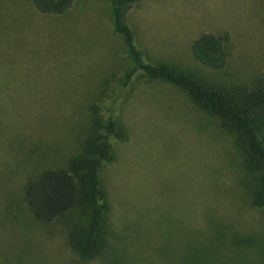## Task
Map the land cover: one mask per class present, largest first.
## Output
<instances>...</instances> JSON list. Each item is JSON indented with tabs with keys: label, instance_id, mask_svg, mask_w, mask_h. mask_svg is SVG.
Segmentation results:
<instances>
[{
	"label": "rangeland",
	"instance_id": "rangeland-1",
	"mask_svg": "<svg viewBox=\"0 0 264 264\" xmlns=\"http://www.w3.org/2000/svg\"><path fill=\"white\" fill-rule=\"evenodd\" d=\"M109 12L107 0H74L59 14L0 0V264H195L210 247L221 264H234L238 252L244 264H264V212L238 193L233 137L176 87L141 76L120 105L128 137L100 172L111 248L83 260L60 221L40 223L28 212L26 179L74 153L89 105L107 112L115 104L98 100L104 80L117 82L131 65ZM127 20L147 61L222 85L264 71V0H140ZM222 30L230 54L210 69L190 44Z\"/></svg>",
	"mask_w": 264,
	"mask_h": 264
},
{
	"label": "trees",
	"instance_id": "trees-1",
	"mask_svg": "<svg viewBox=\"0 0 264 264\" xmlns=\"http://www.w3.org/2000/svg\"><path fill=\"white\" fill-rule=\"evenodd\" d=\"M25 1L45 14L63 13L74 2ZM139 1L107 0L110 28L120 37L131 64L117 75V82L111 84V80H104L99 92L98 100L108 98L115 104L104 112L103 105L92 102L88 107V122L81 129L74 153L62 165L43 167L29 176L21 187L22 200L30 215L44 224L60 221L69 249L83 260L103 255L111 248L110 204L100 172L115 160L114 143L128 137L119 119L120 105L137 76L176 87L233 137L243 168L242 188H237L238 193L251 209L264 212V71L245 83L222 85L212 84L164 62L147 61L127 20L129 10ZM189 50L200 64L220 69L230 54L229 34L225 30L200 33L191 41ZM108 88L115 90L109 92ZM62 218L66 220L62 222ZM211 250L212 247L207 254L194 258L195 264H221L215 255L218 251ZM239 254L233 255L234 264L245 263Z\"/></svg>",
	"mask_w": 264,
	"mask_h": 264
}]
</instances>
